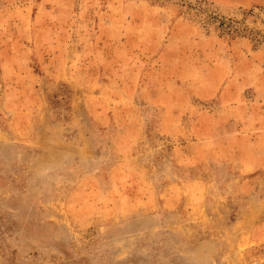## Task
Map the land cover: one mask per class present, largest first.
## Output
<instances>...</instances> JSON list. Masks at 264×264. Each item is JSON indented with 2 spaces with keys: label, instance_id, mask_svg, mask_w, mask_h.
Here are the masks:
<instances>
[{
  "label": "rangeland",
  "instance_id": "rangeland-1",
  "mask_svg": "<svg viewBox=\"0 0 264 264\" xmlns=\"http://www.w3.org/2000/svg\"><path fill=\"white\" fill-rule=\"evenodd\" d=\"M0 264H264V0H0Z\"/></svg>",
  "mask_w": 264,
  "mask_h": 264
}]
</instances>
